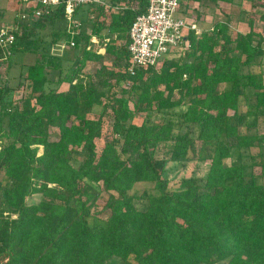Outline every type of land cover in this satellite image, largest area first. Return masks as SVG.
<instances>
[{
    "label": "trees",
    "instance_id": "1",
    "mask_svg": "<svg viewBox=\"0 0 264 264\" xmlns=\"http://www.w3.org/2000/svg\"><path fill=\"white\" fill-rule=\"evenodd\" d=\"M64 1L31 24L17 19L8 63L20 53L37 61L22 66L17 101L9 81L0 84V264H264L263 35L233 37L219 22L189 34L184 61L131 73L129 31L149 0L89 5L90 33L56 30L44 48L40 30L66 20ZM60 41L78 53L68 73L52 53ZM100 47L116 72L83 74L90 61L106 68ZM109 110L113 139L98 153ZM138 113L147 114L141 126ZM191 162H208L206 177L170 189L168 165ZM137 184L158 195H130Z\"/></svg>",
    "mask_w": 264,
    "mask_h": 264
},
{
    "label": "rangeland",
    "instance_id": "2",
    "mask_svg": "<svg viewBox=\"0 0 264 264\" xmlns=\"http://www.w3.org/2000/svg\"><path fill=\"white\" fill-rule=\"evenodd\" d=\"M180 2H181L180 10L188 13L189 20L187 19V21L197 27V32H192L197 36H201L203 33H211L214 30V26L217 23H219L220 19H225V15L229 16L230 15L229 13H231L232 11H235V6H227L225 2L223 1L219 2V0L217 1L215 0H180ZM229 5H231V3H229ZM21 8L24 10L22 6ZM2 9L4 10V21L2 23H5L7 28L10 26L11 28L15 27L16 26L15 19L20 14L19 6L16 3L11 2V0H3ZM108 9L110 10L109 7ZM89 11L90 10L88 6L85 8H82L76 14L72 23L67 20L58 21L55 25L52 26L53 30L55 29L60 32L67 30V33L71 35L72 34L76 35L77 33H80V32L90 33L92 30V24L94 23V15L89 17ZM112 12L113 13L117 12V10L116 9L113 11L111 10V12L107 13V15L104 18L102 17L100 21L105 20L107 23L110 22ZM240 13L243 14L244 11L241 10ZM255 13L256 12H254V15ZM262 13L260 11V12H257L256 14L257 16H259ZM176 17L183 18V19L186 18L185 14L181 12L180 13L178 12L176 14ZM255 19L256 21L259 20L258 21L259 24L260 23L262 24L261 17H259V19L256 17ZM30 21L27 23L31 24L34 21V18L31 17ZM233 27L234 28L231 29L233 37H236L238 34H241L238 28H236V26H233ZM44 33L45 31L42 32L43 35ZM43 35L40 36L42 40L50 41V39H48V36L44 37ZM92 40H95V39H92ZM119 42H120L119 43L120 45H123L124 43L123 41H119ZM179 49L180 50L178 51H173V53H171L167 58H165V60L156 68V71L160 72V69L163 63L166 60L176 59V60L184 61L187 50H189L190 47H186L185 45V46H182V48L180 46ZM52 51L57 54H62V56L67 58L66 61L64 62V72L65 73L70 72L73 69L74 58L76 55V51L74 47H72L67 42L64 43V41H61L59 42L57 46H55V48ZM32 55L33 53H27L26 55H24L23 53H20L12 57L11 63L0 62V84L5 83L6 81H9L11 88L14 90L10 94V97L13 99V101L15 100L17 101V99H20L22 94H24L25 87H21L22 83H21L20 73H21V69L23 65H31L34 63L35 56L32 57ZM103 64L104 66L106 65L105 66L107 68V69L105 68L106 71L105 69L100 70V66H101L100 64L93 65L91 66V68L89 65V69H90L89 73L91 74H88V75L95 76L97 71H100V75H103L104 73L116 72L115 70H112L111 68L112 60L109 59V62L107 60L105 63H102V65ZM260 64H261V68L258 67L257 70L259 71L262 70L264 72V59L261 61ZM66 89H67L66 86H63V85L60 86V90H66ZM221 89H223V86L221 87ZM119 90H120L119 88L115 89L116 92H118ZM186 110H187L186 107L178 108L174 111L168 112L167 117L177 120L184 112H186ZM101 113H102V108L95 107L93 112L89 115V117L92 119H98ZM146 117H147L146 113H138L136 114L133 120V123L135 125L141 126L143 122L146 121ZM161 117H155V118L153 117L152 120L159 122ZM112 126H113V117H112V112L109 110L107 112V115L104 116V139L100 140L98 143V148H97L98 153L102 151L106 139L108 140L113 139ZM261 131H263L264 133V125L261 126ZM56 136H57V132L56 130H53L52 137L55 138ZM41 150L42 149H40V151ZM257 152H258L257 149L252 150L253 154H256ZM208 170H209L208 162H203V163L191 162V163H186V164L170 163L164 174V178L170 182V185H169L170 189H175L176 187L179 186L180 181L183 179H188L192 177H195V178L206 177V175L208 174ZM255 171H256V174H259L260 169L256 168ZM135 193H137L139 196H141L146 201L148 200L149 197L158 195V192L154 190V187L151 184H137L134 187L133 191L130 192V195H133ZM106 199H107V196L104 195L103 199H101L98 204L103 206ZM33 200L35 202H39L40 196H35ZM107 264H121V260L114 258L111 261H109Z\"/></svg>",
    "mask_w": 264,
    "mask_h": 264
},
{
    "label": "built area",
    "instance_id": "3",
    "mask_svg": "<svg viewBox=\"0 0 264 264\" xmlns=\"http://www.w3.org/2000/svg\"><path fill=\"white\" fill-rule=\"evenodd\" d=\"M108 0H65V16L72 23L78 9L89 5H105ZM0 0V15L2 13ZM20 8L19 20H39L50 15L61 6V0H11ZM24 8V10L21 8ZM181 7L180 0H149L145 14L139 15L129 31L131 73L138 70L157 68L173 51L180 50V46L190 47L188 36L197 32V27L185 19L176 17ZM35 9L31 15L27 12ZM24 13H23V12ZM18 27L0 26V62H8L12 56V48L16 41L15 33ZM75 34H72L74 36ZM72 47L75 46L71 42Z\"/></svg>",
    "mask_w": 264,
    "mask_h": 264
},
{
    "label": "crops",
    "instance_id": "4",
    "mask_svg": "<svg viewBox=\"0 0 264 264\" xmlns=\"http://www.w3.org/2000/svg\"><path fill=\"white\" fill-rule=\"evenodd\" d=\"M222 1L225 2L227 6H235V11H232L231 13H229L230 14L229 16H226L225 15V19H220L219 22L227 23L229 25V27H230V30L234 28L233 26H236V28H238L239 32L241 34H243V35H246V34L250 33L251 31H253L254 33L259 34V35L260 34L261 35L262 34L264 35V0H219V2H222ZM229 3H231V5H229ZM125 5H126L125 3H122L121 4L122 7H124ZM105 6L107 8L109 7V6H107V3L105 4ZM115 9L118 10L115 7V8H112V11L115 10ZM241 10L244 11L243 14L240 13ZM260 11H261V13L262 12L263 13L261 15L257 16L256 13L257 12H260ZM180 12L185 14V16H186L185 20H187L188 19V13L179 10V13ZM254 12H256L255 15H254ZM114 13H116V12H114ZM256 17L258 19H259V17H261L262 24L261 23L260 24L258 23L259 20L256 21V19H255ZM65 18H66V16H65ZM17 19H18V17L15 19V22L17 21ZM181 19H183V18H181ZM3 21H4V10L2 9V13L0 15V23H1L0 26L7 27L5 23H2ZM34 21H36V20H34ZM44 31H45V33L43 35L42 32H44ZM54 32H56V30L55 29L53 30L52 25H49L48 24L44 28H42L40 30V34L39 35L40 36L43 35L44 37H47L48 36V39H50V41L40 40V42H39L40 46H42L44 48L49 47L50 44H51L52 36H53V33ZM231 33H232V30H231ZM93 39H95L94 40V43H99L97 38H93ZM119 43L120 42L117 43L118 46H121ZM57 45L58 44H56L55 46H57ZM95 45H98V44H95ZM55 46H54V48H55ZM52 53H54V52L52 51ZM76 54H78L77 51H76ZM97 54L103 56V59H104V62L103 63H105L107 60L109 62V59L110 60H113L114 59L113 58L114 56L107 54L105 47L97 48ZM57 55L59 57H61V59L63 60V66H64V62L66 61L67 58H65L64 56H62V54H57ZM33 56H35V58H34L35 60H34V63H33V64H35L36 61H37V55L33 54L32 57ZM76 57H77V55H75L74 62L76 60ZM96 64L98 65L99 62H91V61L88 62L86 64V68L83 70V72H84L83 74H85V75L91 74V73H89V70H90L89 69V65H90V68H91V66L96 65ZM61 85L66 86L67 89L66 90H59L60 92H65V91H67L69 89V84L68 83L65 82V83H63Z\"/></svg>",
    "mask_w": 264,
    "mask_h": 264
}]
</instances>
